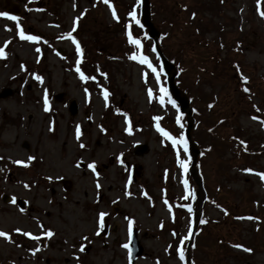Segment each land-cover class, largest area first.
I'll return each mask as SVG.
<instances>
[{"label":"rangeland","instance_id":"374dc122","mask_svg":"<svg viewBox=\"0 0 264 264\" xmlns=\"http://www.w3.org/2000/svg\"><path fill=\"white\" fill-rule=\"evenodd\" d=\"M148 1L158 45L174 66L178 88L190 98L189 134L199 150L193 165L188 151L173 149L156 130L158 124L173 136H185L186 116L167 96L160 102L166 75L145 45L153 40L146 30L133 29L130 21H135L128 16L135 10L140 18V3L110 0L117 21L103 0H0V12L17 10L18 18L0 17L5 50L0 93L11 92L0 97V230L12 240L0 238V264H128V250L121 247L129 241L126 217L134 221L143 248L135 264H264V182L254 174L264 172V0L259 11L257 0ZM17 23L26 35L41 39L21 40ZM125 25L140 38V51L157 68L159 83L146 65L128 59L137 49L128 43ZM69 32L81 47L79 57L66 38ZM76 67L95 80L81 81ZM45 91L49 112L43 111ZM72 101L74 116L68 111ZM76 125L82 130L79 141ZM136 145H145V152L137 156ZM177 151L188 161L186 172L177 163ZM28 156L35 157L28 167L12 163ZM91 161L100 189L87 168ZM131 168L138 170L135 180ZM189 177L201 188H194ZM100 211L107 213L105 227L95 235ZM249 216L257 219H239ZM38 224L54 236H42ZM16 228L41 239L34 241ZM185 235L189 239L181 245ZM81 243L84 252L77 251Z\"/></svg>","mask_w":264,"mask_h":264},{"label":"snow or ice","instance_id":"6c2138e0","mask_svg":"<svg viewBox=\"0 0 264 264\" xmlns=\"http://www.w3.org/2000/svg\"><path fill=\"white\" fill-rule=\"evenodd\" d=\"M103 3H105L109 9L111 10V15H112V18L113 20H119V17L117 15V12L114 8V6L110 3V0H103ZM136 3L139 4L140 3V0H136ZM257 4H258V11H259V8H260V0H257ZM83 15V13H81V16ZM195 14L193 13V16ZM260 15L262 18H264V11H260ZM128 16L133 19L135 21V23L137 25H140V21L138 19H136V14H135V10L133 11H129L128 12ZM0 17H5V18H8L10 20H13V21H17L18 18L16 16H13V15H9V13L7 12H0ZM80 17H77L76 19H74L73 21V30L72 31H75V25H76V21L79 19ZM130 26L129 25H125V28H126V36H127V41L129 44L133 45L135 47V49H137V51H134L132 52L129 56H128V59L130 60H134V61H137L139 64L141 65H146L149 69L152 70V73L156 76L157 78V83H159V73L157 71V68L153 66L152 62L149 60L148 56L146 55H143L142 52L140 51L142 49V43H141V40L139 37H133V35L131 34L130 31H127V29L129 28ZM6 30H9L7 29V26H6ZM16 30H17V35L19 36V38L21 40H26V41H30V42H36V41H39L41 39V37L39 36H36V35H26L22 28H21V25L19 23L16 24ZM67 39L71 40V42L76 45V53H77V56L79 57L81 55V47L79 45V43L77 42V40L75 39V37L72 35V32H69L66 36ZM8 42L6 41L5 44H7ZM152 51L155 52L156 49L153 47L152 48ZM36 52H40V49L39 48H36ZM5 56V50H4V47H0V57H4ZM80 63V60L77 59V64L79 65ZM23 68V65L21 66ZM75 71L78 73L79 75V78L81 79V81H87V80H95V77H92V76H86L80 69V67H76ZM103 75V73H102ZM33 78L38 81V82H43L42 80V77L39 76V75H36V74H33ZM241 79L247 83V77H244V76H241ZM244 92H249L250 90L245 87L243 89ZM85 93L87 94V89H85ZM160 93L162 94L159 99H160V102L161 104L163 105L164 103V97H166L168 95L167 93V89L165 88H160ZM102 95H103V98L105 100V106H107V101H108V96H109V92L104 89L102 90ZM147 95H148V98H149V101H151L154 97H153V92H152V89H148L147 90ZM169 103L172 104L173 107H176V104H175V101L171 100L169 98L168 100ZM209 107H212V105H209ZM253 107L255 108L256 106L253 105ZM50 110V106H49V101H48V98H47V92L45 91L44 93V97H43V111L44 112H49ZM259 109H257L258 111ZM90 119V117H89ZM161 119L160 117H154V120H159ZM252 119H257V117H252ZM125 123H129L128 121V118L127 116H125ZM176 123L179 125L180 124V119H179V116H177L176 118ZM260 123L262 124V126H264V121H260ZM49 130L51 131L52 128L50 127ZM156 130L160 133V135L164 138H166L168 141L171 142V145L173 147V149H178L180 147L183 148L184 150V153H187L188 151V145H187V140L185 139V136L183 134V132H181V134L176 137V136H173L170 132L166 131L164 128L160 127L158 124L156 125ZM101 131H104L103 128H101ZM125 131H129L128 128L125 129ZM81 135H82V130L80 128L79 125H76L75 127V137L76 139L79 141L80 138H81ZM243 143V142H242ZM80 148H84L85 145L83 143H81L79 145ZM122 155V154H121ZM35 159V157L33 156H28L26 160H12V163L15 164V165H19V166H23V167H28L30 162L33 161ZM117 161L118 162H123L121 160V156H117L116 157ZM177 163L179 165V167L184 171L186 172L187 171V164H188V161L186 159L182 160L180 159V153L177 151ZM77 168H79L81 166V163L80 162H77V164L75 165ZM87 168L89 170L92 171L94 177L96 178L95 180V187L96 189H100L101 187V184L99 182V172L97 170V167H96V163L95 161H91V162H88L87 163ZM0 171H3V169H0ZM245 172H253L254 170L252 169H244ZM255 175L259 176L260 180L262 182H264V172H255L254 173ZM47 179L51 180L52 178L51 177H47ZM184 184H185V191L187 193V195H191L190 192H188V186H187V181H184ZM23 187L25 189H28L30 187L29 184L25 183L23 185ZM142 195H145L147 196V193L146 192H142L141 193ZM124 195L127 197V196H131V193L127 190V184L125 186V192H124ZM187 198V196L185 197ZM12 203L15 204L16 203V198L15 197H12ZM164 203L165 205H168V201L165 199L164 200ZM21 212L24 211L23 208H20L19 209ZM188 210L189 212H191V207L188 206ZM169 211H171V208L169 206ZM225 215H227V212H225ZM107 216V213L104 212V211H100L98 214H97V230L96 232L94 233L95 235H99L100 234V231L105 227V217ZM127 220V233H128V237H129V240H131L132 238V235H133V225H134V221L130 218H125ZM239 219H248V220H253V219H257L255 217H240ZM206 221H204L203 219L200 221L201 224H204ZM40 230H41V235L44 236V237H47V238H51L54 236V232L51 230V229H46L44 228L43 224H38L37 225ZM13 231L17 232V233H21L23 236L25 237H29L30 239L34 240V241H39L41 239V236L40 235H34L33 233L29 232V231H24L20 228H16L14 229ZM189 232H191V228H189ZM173 235H175V233H173ZM0 238H3L6 242H9L11 243L12 240H11V236L9 233L3 231V230H0ZM189 239V236L188 235H185L181 238L180 240V244L183 245L184 242L186 240ZM81 240L82 241H88V237L87 236H81ZM46 247V245H45ZM122 248L126 249V250H129L128 251V264H132V260H131V251H130V246H129V243H124L121 245ZM233 247H236L238 249H242L243 251L245 252H248L250 253L252 250L250 248H247V247H244L243 245H240V244H236V245H233ZM86 249V244L85 243H81L79 248L77 249L78 252H84ZM40 251V248L37 247L36 249L33 250V254H35L36 252ZM177 252L179 254V259L183 262L185 260V255H184V251L182 249V247H178L177 248ZM75 259L79 260V257L78 256H74Z\"/></svg>","mask_w":264,"mask_h":264},{"label":"water","instance_id":"95a60500","mask_svg":"<svg viewBox=\"0 0 264 264\" xmlns=\"http://www.w3.org/2000/svg\"><path fill=\"white\" fill-rule=\"evenodd\" d=\"M140 1H141V23H142V26L144 28L148 29L149 37L152 38L154 40V42H156L158 32L150 22L149 1L148 0H140ZM156 50H157L158 55L161 59V62L163 64V67H164L166 74H168V75L171 74L167 79L169 91L172 94V96L175 98V100L179 103L181 112L186 113L188 118H190L192 112H191V109L189 108V100L174 84V78H175L176 73H175V71L171 72L174 69V66L172 65V63L167 61V59L165 58V56L163 55V53L161 52V50L157 46H156ZM10 93H11L10 90H4L2 93H0V96L3 97L6 95H9ZM69 112L72 116L75 115L77 112V106L75 105V103L73 101L70 103ZM191 126H192V122L190 120V121H188V124H187L186 138L189 141L190 151H191L192 155H195L197 153V150L192 146V142H191L190 136H189V130H190ZM145 149H146L145 146L137 147L136 154L143 153L145 151ZM193 162H194V159H193ZM129 246H130V251H131L132 264H134V261L136 260V258L142 253V247L139 245V243L136 240L135 232H133L132 238L129 242Z\"/></svg>","mask_w":264,"mask_h":264},{"label":"trees","instance_id":"16d2710c","mask_svg":"<svg viewBox=\"0 0 264 264\" xmlns=\"http://www.w3.org/2000/svg\"><path fill=\"white\" fill-rule=\"evenodd\" d=\"M136 17H137L136 19H138V16H136ZM138 20H139V19H138ZM130 23H131L133 29H135V30H137L139 33H141L142 29H141V27H140L139 25L135 24L132 20L130 21ZM123 30H124V26H122V31H123ZM125 40H126V39H125ZM147 40H148V39H147ZM126 45H127V44H126ZM145 45H146V47H147L148 50H151V48L153 47L152 43H150L149 45H147V43H146ZM127 46H129V45H127Z\"/></svg>","mask_w":264,"mask_h":264}]
</instances>
